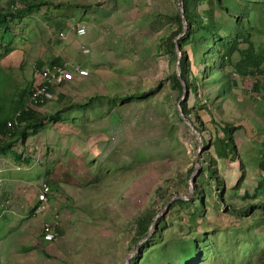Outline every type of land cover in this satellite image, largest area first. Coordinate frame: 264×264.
Instances as JSON below:
<instances>
[{
  "label": "rangeland",
  "instance_id": "374dc122",
  "mask_svg": "<svg viewBox=\"0 0 264 264\" xmlns=\"http://www.w3.org/2000/svg\"><path fill=\"white\" fill-rule=\"evenodd\" d=\"M44 1L1 35L3 114L39 84L44 66L76 76L31 108L42 126L0 153V264H264V0H240L239 10L220 0L226 12L216 0H187L193 19L234 44L221 61L228 43L201 27L183 50L175 42L188 79L204 68V86L196 83L195 94L185 87L180 103L202 142L192 194L166 209L188 193L198 148L178 118L181 92L163 48L179 25L177 0ZM0 7L11 12L22 1ZM76 22L83 36L71 30ZM226 124L235 153L218 158L213 144ZM154 214L137 249L136 221ZM46 224L58 233L50 242L41 236Z\"/></svg>",
  "mask_w": 264,
  "mask_h": 264
},
{
  "label": "trees",
  "instance_id": "16d2710c",
  "mask_svg": "<svg viewBox=\"0 0 264 264\" xmlns=\"http://www.w3.org/2000/svg\"><path fill=\"white\" fill-rule=\"evenodd\" d=\"M22 1V7L20 9H14L11 12L7 10H3L0 7V38L2 37L1 35H4V31L6 33H9L7 29H9L10 21L13 20L14 18L17 17H24L27 14V10L31 11L35 7L40 6L41 4H45L44 0H21ZM183 2V8H184V14L185 18L187 20L188 24V29L186 33H184L178 40V44L180 45L181 50H183V44L185 41L188 39V41L185 44H189L190 40V35L195 34L197 28L201 27V30L204 32L210 33L213 37H215V40L219 42L221 46H225L226 42L228 43V48L222 54L220 55V60L222 61L224 58H230L231 56V51L234 43H231V41H225L222 36L217 35L216 33L212 32L211 27L209 26H202V23L200 20H196L195 18L193 19V13L188 11V7L186 5L187 0H182ZM217 5L223 10V12H226V7H224L220 0H216ZM255 1L251 0L248 3H254ZM240 0H232L231 4L234 6L235 4L238 6V10L240 9ZM57 9V8H55ZM208 16L212 14L211 10L207 11ZM177 19L179 22V25L177 26V29L174 31L172 35L169 37L164 38L163 40V48L166 51L167 54H169L173 60L174 64L178 60V69L180 72V78L184 82L186 91L196 93V83L198 85H201L202 87L204 86L205 82L203 79L204 76V68L195 76L191 77V79L187 78V71H186V60H185V53L183 52V56L177 59V52H176V44H175V37L181 32V19L179 14L177 15ZM234 24L238 29H241L239 23H238V17L235 16L234 18ZM227 33V31H226ZM192 37V36H191ZM193 38V37H192ZM241 57H243V61H247L248 55L246 52L241 53ZM212 61V60H211ZM59 62L58 59H54L52 63ZM257 63L254 64V66L257 67ZM42 62H39L37 64L38 68H41ZM52 66V65H50ZM208 72V71H207ZM212 70V74H213ZM257 72H261L264 74V70L260 71L257 70ZM210 81H215L216 77L214 75L210 76L208 78ZM232 83V82H231ZM171 85L175 89H177L179 92L182 93L183 87L181 85V82L179 81L178 77L175 74V71L171 75ZM31 90L29 91L22 90L18 93L17 98L13 100V105L10 108V111L6 112L3 114V105L0 102V137L3 136V138L0 140V153L1 152H6L11 150L12 148V142L16 139L20 140V142H24L26 137H27V132H33L38 130L42 124H43V119L37 114V112L31 108H26V104L28 101V97L30 95ZM142 95V93H141ZM141 95H134L135 97H141ZM144 96V95H143ZM60 97V95H59ZM58 97V98H59ZM209 101V98H206L204 102ZM38 106V105H37ZM27 109V111L25 109ZM182 111L184 115L187 114L188 109L186 103H183L181 105ZM20 114H19V113ZM177 112V111H176ZM16 113H18V116L15 117ZM178 114V112H177ZM17 119L18 122L21 124L19 127H16L12 133L9 134V127L8 123L11 122L13 119ZM179 118V115H178ZM179 120H181L179 118ZM193 125V123H192ZM196 130L200 131L197 126L193 125ZM223 129V138L222 139H215L214 140V152L216 157L218 158H225L228 156H232L235 153V146H234V141L231 135V131L233 127L231 125H224ZM9 134V135H8ZM8 136V138H7ZM3 142V143H2ZM260 169L263 171V180H264V159L260 163ZM208 172L210 175L214 176L213 170L208 169ZM155 217L154 215L151 216H143L137 219L136 224H137V231H136V238L135 241L136 243L144 238L147 233H148V228L150 224L153 221V218Z\"/></svg>",
  "mask_w": 264,
  "mask_h": 264
},
{
  "label": "built area",
  "instance_id": "2783aa9c",
  "mask_svg": "<svg viewBox=\"0 0 264 264\" xmlns=\"http://www.w3.org/2000/svg\"><path fill=\"white\" fill-rule=\"evenodd\" d=\"M71 30H74L78 35L84 34V27H72ZM59 37L63 38V33H60ZM81 51L82 53H85L87 50H83L82 48ZM76 71L78 76H84L87 74L85 70L79 68H76ZM37 76L39 77L40 82L34 89H31L27 104L25 105L26 108H32L33 106L37 105L40 106L43 103L53 101L55 99V95L53 94L52 89L69 83L75 78L76 74L61 65H46L37 72ZM17 116L18 113H16L15 117ZM20 125L21 124L16 118L13 119L8 123V127L10 129L9 133H11L16 127H19ZM1 139L2 137H0V140ZM41 186L42 188L40 189L38 199L41 202H45L46 196L49 192V187L45 184H42ZM41 236L44 241L50 242L56 239L58 233L56 232V228L53 225L46 224L41 231Z\"/></svg>",
  "mask_w": 264,
  "mask_h": 264
},
{
  "label": "water",
  "instance_id": "95a60500",
  "mask_svg": "<svg viewBox=\"0 0 264 264\" xmlns=\"http://www.w3.org/2000/svg\"><path fill=\"white\" fill-rule=\"evenodd\" d=\"M181 4H182V1L181 0H177V5H178V8H179V16H180V19H181V32L175 37V42H177L179 40V38L184 34L186 33L187 29H188V24H187V20L185 18V14H184V10L183 8L181 7ZM176 49H177V46H176ZM181 54L177 51V59L180 58ZM175 74L177 75L179 81L181 82V85L183 87V90H182V93H181V96L179 98V101H178V105H177V112H178V115H179V118L181 119V121L183 123H185V125H187V127L189 128V131L191 132V134L195 137V139L197 140V143H198V148L196 150V153H195V157H194V168H193V172L190 176V179L188 181V193L186 195H180V194H176L174 196H172L170 198V200L166 203V206L164 209L168 208V206L171 204V202L174 200V199H187L189 197V195L192 194L193 192V187L192 185L195 183V180H196V174H197V168H198V155L199 153L201 152V142H202V139L200 137V133L198 130L195 129V127L192 125V123H190V121H188L186 119V117L184 116L183 112H182V108L180 106V103L185 99V96H186V91H185V84L184 82L181 80L180 78V72H179V69H178V60L176 61L175 63ZM159 217V214L156 215L154 218H153V221L152 223L150 224L149 228H148V233L147 235L142 238L141 240H139L137 242V245H136V248L138 249V244L141 242V241H144L145 239H147L148 236L151 235L152 233V229H153V225H154V222L155 220ZM128 260V258H127Z\"/></svg>",
  "mask_w": 264,
  "mask_h": 264
},
{
  "label": "crops",
  "instance_id": "0c3cea01",
  "mask_svg": "<svg viewBox=\"0 0 264 264\" xmlns=\"http://www.w3.org/2000/svg\"><path fill=\"white\" fill-rule=\"evenodd\" d=\"M127 12H128V11H127ZM62 17H63V16H62ZM74 25H75V28H76V27H80V26H82L81 23H79V22H76ZM72 27H73V25H72L70 28H72ZM83 27H84V26H83ZM84 34H85V28H84ZM84 34H83V35H84ZM74 35H75V36H83V35H78V34H77V35L74 34ZM73 47H74V45H73ZM82 48H83V46L80 47V51H81ZM81 52H82V51H81Z\"/></svg>",
  "mask_w": 264,
  "mask_h": 264
},
{
  "label": "bare ground",
  "instance_id": "6f19581e",
  "mask_svg": "<svg viewBox=\"0 0 264 264\" xmlns=\"http://www.w3.org/2000/svg\"><path fill=\"white\" fill-rule=\"evenodd\" d=\"M184 9V8H183ZM177 76V75H176ZM45 104V103H44ZM26 111H27V109H25ZM19 113V112H18ZM20 114V113H19ZM196 129V128H195ZM12 133V132H11ZM10 134V133H9ZM2 138H3V136H2ZM7 138H8V136H7ZM3 143V142H2ZM46 202V201H45ZM37 209V208H36ZM44 209V208H43Z\"/></svg>",
  "mask_w": 264,
  "mask_h": 264
}]
</instances>
